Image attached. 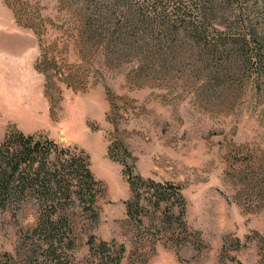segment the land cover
<instances>
[{
  "label": "rangeland",
  "instance_id": "374dc122",
  "mask_svg": "<svg viewBox=\"0 0 264 264\" xmlns=\"http://www.w3.org/2000/svg\"><path fill=\"white\" fill-rule=\"evenodd\" d=\"M73 8L0 0V142L20 132L82 154L101 183L96 221L78 204L69 213L67 260L98 264L93 236L123 245L122 264H262L264 92L205 89L203 60L188 47L151 62L113 55L78 35ZM121 160L180 187L185 231L163 224L164 204L143 201L141 224L127 216ZM39 212L34 197L0 208V264H50L29 244Z\"/></svg>",
  "mask_w": 264,
  "mask_h": 264
},
{
  "label": "trees",
  "instance_id": "16d2710c",
  "mask_svg": "<svg viewBox=\"0 0 264 264\" xmlns=\"http://www.w3.org/2000/svg\"><path fill=\"white\" fill-rule=\"evenodd\" d=\"M66 1L74 7L78 35L102 44L113 55L151 62L170 56L179 47H188L203 60L205 89L236 85L242 90L247 83L257 93L264 92V0ZM53 153L56 162L50 158ZM121 162L132 192L127 216L141 224L143 201L155 210L164 204L168 210H163V224L170 228L177 224L185 231V199L180 187L144 179L134 174L127 162ZM100 192L101 183L82 154L20 132L7 134L0 142V208L17 207L29 197L36 199L40 215L29 230V244L50 264H71L67 250H73L75 241L69 213L78 204L96 221L95 203ZM173 208L176 215L171 213ZM257 238L263 250L264 237ZM88 244L99 256L98 264H122L123 245L96 243L93 236Z\"/></svg>",
  "mask_w": 264,
  "mask_h": 264
}]
</instances>
